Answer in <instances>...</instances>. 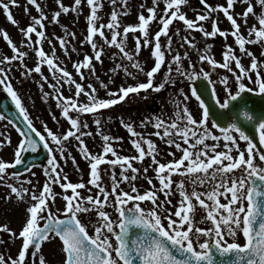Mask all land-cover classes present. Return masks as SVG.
Wrapping results in <instances>:
<instances>
[{
  "label": "snow or ice",
  "instance_id": "obj_1",
  "mask_svg": "<svg viewBox=\"0 0 264 264\" xmlns=\"http://www.w3.org/2000/svg\"><path fill=\"white\" fill-rule=\"evenodd\" d=\"M111 2L115 5L116 0H111ZM123 2L127 7V0H123ZM187 2L188 0H164V15L159 18L163 27L155 33L153 38H150L148 25L156 18L158 0H153V7L147 9L151 15L145 18L141 13L138 17L139 24L124 26L123 33L118 31L121 25L115 9L111 13L108 24H100L97 27L96 23L101 19L98 10L102 8V3L100 0H87L90 14L86 17L87 35L81 44H89L94 53V59L102 63L104 47L94 39V36L98 34L105 45L115 46L136 72H130L123 63L117 64L116 69L122 68L125 74L133 79H136L139 73H143L147 77V82L121 85L115 92L109 90L107 92L109 98L106 99L98 97V90L94 85L88 84L85 88L75 80L72 73L61 66L54 46L51 55L46 53L42 47L35 48L37 62L34 67L28 68L25 63L28 53L20 51L7 31H4L3 39L11 47L13 55L11 57L4 55L0 59V86L11 97L19 116L25 122L26 130L20 131L22 139L15 149L14 161L9 163L0 158V179L7 175V169L15 168L17 165L23 164L25 169L30 171L28 165L24 163V153H37L41 145L47 152V166L44 167V173L48 179L39 194L26 187L17 188L11 184L7 185L11 189V193L16 194L18 199H24V194H28L32 203L26 209V222L19 232L22 246L18 252V258L14 259L9 256L6 259L3 254H0V264H8L9 260L11 264H26V254L30 249H32V257L35 258L40 252L43 242L56 238L62 242L64 254L62 264H264V166L256 163L257 156L260 162H264V149L253 143L254 137H250L248 134L249 129L258 132L259 144L264 145V107L257 108V97L249 95L258 92L260 101L264 102V78L258 70L259 65L256 58L245 49L246 42L256 43L264 38V0H257L262 9L258 14V23L261 27L257 29L253 25L249 28V37L254 33L256 40L248 39L247 41L239 33L240 25L237 20L229 14V9L234 7L235 0H227V6L217 5L216 7L208 5L206 0H200L206 11L204 14L198 13L195 20L186 18V14L181 11V6L186 5ZM245 2H248V7L243 13L246 23L247 16L254 14V8L250 0H245ZM11 3L16 4V0H11ZM29 3L34 5L40 13L39 18L32 17V23L25 29H20L23 36L27 38L30 47L32 43L41 45L43 39L46 38L43 29L47 16L37 0H29ZM56 3L63 13L67 14L70 11L69 7L61 3V0H56ZM81 3L82 0H74L71 10L78 11ZM0 7L3 8L7 20L13 25H18L10 12V4L0 0ZM169 10H171L170 15ZM217 11H222L230 21L233 28L230 34L235 38L240 50L252 57L251 66L246 69L240 58L233 54L230 45H226L227 50L223 53V63L215 61L208 55L210 45H206L205 50L199 55V59L202 62L207 61L213 71L216 67H220L232 73L237 90L233 93L229 76H222L219 83L224 85L226 98L221 102L217 98L218 94L214 86L216 82L211 79L209 71L202 67L196 69L191 64L188 69L184 68L182 61L188 58L187 51L183 53V56L180 52H175L171 61L168 62V69L162 82L158 85L154 84L155 75L165 63V51L162 49H166L169 53L173 52L172 36L169 35V26L173 20L182 21L188 30L200 31L205 38L215 37L217 34L226 37L229 33L221 31L216 20L212 21V31L210 32L205 29L203 24L199 23L212 19L211 14ZM123 14L127 15L128 13L124 12ZM60 15V11H55L52 14L51 22L57 23ZM105 28L111 32L110 40L105 35L103 30ZM137 30L144 38L143 46H152L151 57L154 59V66L147 71L143 64L136 59L142 47L140 37H136L134 51L127 50V35L129 32ZM64 31L65 36L71 35L75 38V33L69 32L66 26ZM33 33L36 36L34 42L31 38ZM176 34H180L179 29ZM162 35L167 38L166 45L161 44L160 37ZM57 39L65 55H69L68 40L64 37ZM181 39L183 41L181 47L183 44H187L191 48L196 47L189 36H183ZM49 43L51 44V40ZM72 51H77L75 46L72 47ZM92 59V56L85 53L82 61L73 63L76 74L80 76L81 80L85 79L84 73L81 71L82 68H88L90 74L95 75ZM17 60L20 62L19 67L24 69L21 73L22 76L29 77L32 73L39 74L42 98L47 100L51 97L57 101L56 107L61 110V115L70 124V128L66 132L57 134L46 123H43L45 136L35 128L22 98L11 82V65L13 61ZM233 60L236 63V68L239 69V74L230 67ZM44 64L47 65L54 83L44 75L42 71ZM252 70H256L255 80H252L248 75V72ZM177 78L185 79L190 85L201 79L206 81L203 89L196 86L191 87V97L185 93L183 88L179 89V96L183 99L179 102L172 101L174 116L171 121H166L159 116L155 118L154 127L157 131L154 134L162 140L167 137L165 142L169 146L174 145L177 150L182 151L183 154L179 159H175V154L169 152V155L174 157L173 160L161 163L157 159L159 152L155 143L151 139H146L142 134L136 133L133 125L125 122L123 118H121V124L132 136L137 137L131 143L138 151V156L119 155L112 142L122 140V138L106 134H101L103 145L100 154H93L87 148L82 137L91 136L92 133L84 131L89 128V124L81 119L83 114L89 113L95 116L100 109L117 105L119 102L125 101V98L130 94H139L141 90L152 89L159 92L168 84L175 85ZM245 78L249 79L256 87L246 86L243 82ZM45 83L52 89L51 93L43 90ZM64 84L69 85L70 91L71 86L74 85V96L63 94ZM209 85L213 86L209 94V98L214 101L213 104L207 103L204 98L205 93L209 92ZM100 86L108 89V85L103 81H100ZM81 94L87 97L86 103L80 102ZM192 97L198 101V108L202 110L199 120L194 118L187 103ZM4 119L6 117L0 114V120ZM52 119L58 122V118L54 114ZM94 123L99 129L102 121L97 118ZM144 124L145 121H142L141 126ZM159 129H163V134ZM213 129H218L220 134L214 135ZM234 133H238V137ZM70 138L78 142L81 155L89 163L90 179L88 183L98 189L95 196H82L78 191V189L86 187L82 178L78 183L69 181L57 161L55 153H59L60 158L64 160L71 156L65 147L66 143L70 142ZM178 140H183V144L187 147H183ZM208 140L215 143L209 144L206 142ZM221 140L224 142L223 149L225 150H217L220 148ZM239 141L246 142V149L240 148ZM8 143L10 144V139H8ZM50 144H54L56 147L53 148ZM144 145H147V148ZM2 146L3 144L0 143V147ZM234 150L238 155L232 154ZM109 153L115 159L106 160ZM146 156L151 157L149 167L155 166L154 170L160 188L157 190L153 185V190L140 194L135 184L132 183L130 192L121 189V183L132 182L138 178L140 170L133 167L132 161L142 162ZM72 160L75 164L74 157ZM103 163L109 164L112 168L111 172H108L107 169L103 170L109 174L110 191L102 182L99 166ZM117 165L121 169L119 178L115 173ZM149 167L143 169L145 176ZM129 171L131 176L128 175ZM174 173L181 176L178 182L172 179ZM31 174L35 175V173ZM146 178L152 185V178L147 176ZM16 179L19 180V176H16ZM26 183L30 184L31 181ZM56 184L64 190L63 193L58 194L53 191L52 185ZM173 184L182 198L179 202L180 206L174 213L165 208V204L172 203L169 197L174 194ZM187 184L191 185L190 190L186 187ZM197 185H202L204 191H198ZM69 189L71 194H67ZM157 191L163 193L164 201L158 202ZM57 196H60L65 202L62 209L63 218L58 214L61 209L57 208L54 212L50 206L55 203ZM220 197L227 200V203H221ZM144 201H151L152 207L148 209L142 207L141 202ZM106 207L114 209L118 214L116 219H113L105 210ZM201 209L206 212V216L200 222L211 221L212 226L206 229L197 226L196 215ZM93 211H95L97 219L95 222L89 221L94 228V233L90 234L88 224H85L80 217L82 214H89ZM173 216L178 219H174ZM165 220L167 224L164 223ZM41 221H43L42 225ZM0 229L11 232L7 225L0 226ZM240 232L245 238L243 244L237 240ZM11 234L16 235L14 232ZM227 237L231 238V242ZM33 264H35L34 260ZM39 264H46L43 255L39 257Z\"/></svg>",
  "mask_w": 264,
  "mask_h": 264
},
{
  "label": "rangeland",
  "instance_id": "obj_2",
  "mask_svg": "<svg viewBox=\"0 0 264 264\" xmlns=\"http://www.w3.org/2000/svg\"><path fill=\"white\" fill-rule=\"evenodd\" d=\"M10 4V12L13 15L14 19L18 22V25H13L10 21L7 20L6 14L3 11V8L0 7V45L6 49L7 56H12L13 52L11 47L7 44V42L3 39L4 31H7L9 37L16 44L17 48L20 51H25L28 53V56L25 58V63L28 68L34 67L37 62V57L35 55L34 49L37 47H42L46 53L51 55L52 47H55L56 56L59 58L58 62L62 67H65L70 73H72L75 80L81 83L85 88H87L88 84H92L98 90L97 95L99 98H109L107 92L109 90L115 92L119 89L121 85H135L137 82H142L144 80L143 77H146L143 73H139L136 76V79H133L131 76L125 74L124 70L116 69V65L123 63L125 66L129 68L130 72L135 73L136 70L130 67V62H128L119 50L113 46L108 47L104 44L103 39L96 34L94 39L104 47V53L102 55V63L98 62L94 59V53L91 49V46L87 43L81 44L87 35V20L86 17L90 14V7L87 5V0H82L81 5L79 6L78 11H72L71 8L74 6V0H61V3L64 6L69 7L70 11L65 14L60 9L59 5L56 3V0H37L38 3L41 4V7L44 13L47 16V19L44 21L45 28V37L42 41L41 45H32L29 47L28 40L23 36L20 29H25L29 24L32 23V17L39 18L40 13L37 11L36 7L29 3V0H16V4H12L11 0H4ZM102 3V8L98 10V15L101 17L99 21H97L96 26L98 27L100 24H108L111 13L115 9L118 13V20L120 22L121 27L118 29L120 33H123V27L128 25H138L139 24V15L142 13L145 18H147L151 13L147 11L148 8L153 7V0H127V7H125L123 0H116L115 5L111 2V0H100ZM208 5L212 7H216L217 5L227 6V0H206ZM250 3L253 5L254 14H249L246 18L243 16L246 8L248 7V2L245 0H235L234 7L229 9V14L233 15L234 19L237 20V23L240 25L239 33L246 39L256 40L255 34L249 37V28L253 25L259 29L261 26L258 23V14L261 13L262 9L260 5L257 3V0H250ZM143 5V7H141ZM27 9V12H26ZM165 3L164 0H158L157 10H156V18L153 21L149 22L148 32L149 37L153 38L155 33L162 28V24L160 23V16L164 15ZM55 11H60L61 15L58 17L57 23H52V14ZM169 10V15H170ZM181 11L186 14V18L196 19L197 14H204L206 9L204 5L201 3H196L193 0H188L186 5L181 6ZM127 12L128 14H123ZM212 19L208 21L199 22L203 24L207 31H212V21L216 20L218 27L221 31H225L229 33L226 37L220 36L217 34L215 37L205 38L200 31L196 30H188L182 21L178 19H174L173 23L169 26V35L172 36V47L173 52L169 53L166 49H162L165 51V63L162 65L158 74L155 75L154 83L158 85L162 82L165 73L168 69V62L171 61L172 55L175 52H180L183 56L185 51L188 52V58L183 59L182 63L185 69L189 68L191 64L192 67L196 69H200L201 67L209 71L211 73V79L215 81V88L217 90L218 99L221 102L226 98V94L224 92V85L219 83V80L222 76H229V83L231 87V91L234 93L237 90V85L235 82V78L232 73L228 72L226 69L216 67L213 71L212 66L207 61H201L199 59V55L206 48V45H210V49L208 51V55L213 57L215 61L219 63H223V53L227 50L226 45H230L233 51V54L240 58L242 65L249 69L251 66L252 57L247 55L246 52H242L240 50L239 45L236 43L235 38L230 34L233 31L232 25L230 21L224 16L222 11H217L211 14ZM71 33H75V38L71 35L65 36L64 28ZM177 29L180 30V34L177 35ZM38 30H40L38 28ZM105 35L108 39H111V32L105 28L103 29ZM189 36V38L196 45L195 48L189 47L187 44H183V36ZM58 37H64L68 40L67 48L69 55H65L63 49H61ZM136 37H140L141 40V51L138 59L144 66L145 70H150L151 67L154 66V59L151 57L152 46L144 47L143 46V36L137 30L135 32H129L127 35V50L134 51L136 45ZM32 41L36 40L35 33L31 34ZM119 39V37H118ZM51 40V44L49 43ZM160 41L162 45H166L167 38L165 36L160 37ZM75 46L77 51H72V47ZM154 46V41H153ZM0 47V48H1ZM245 49L247 52H251L253 56L256 58L259 71L264 78V38H261L256 43H245ZM87 53L89 56H92V64L95 67V75L90 74V70L88 68H82L81 71L84 73L85 79L81 80L80 76L76 74V71L73 67V63L77 61H82L84 54ZM115 54V55H114ZM4 55H1V59ZM19 61H13L11 65V73L10 76L12 82L14 84L15 89L18 91L20 97L22 98V102L24 106L27 108L30 117L32 118L33 124L37 130L41 132V134L46 136V133L43 129V123H46L53 132L57 134H61L66 132L70 128L69 122L61 115V110L56 107L57 101L49 97L47 100L42 98V91L40 88L41 78L39 74L32 73L29 77H24L21 75L23 68L19 67ZM174 67V66H173ZM230 67L239 74V69L236 68V63L233 60L230 64ZM116 69V70H114ZM42 71L45 76L49 77V80L52 81L51 73L46 64L42 65ZM248 75L251 76L252 80L256 78V70H252L248 72ZM99 77V79H97ZM111 80V82H109ZM100 81H103L108 85V89H104L100 86ZM248 87H256L253 85L249 79L245 78L243 81ZM213 87V86H212ZM183 88L185 93L191 97V91L189 88V83L183 78H177L176 84H168L164 89L159 92L153 91L149 89L147 91L141 90L139 94H130L129 97L125 98V101L118 103L117 105L110 106L105 109H100L97 115H92L89 113H85L82 115L81 119L85 120L89 124L88 129H84L86 132H91V136H84L82 139L85 141L87 148L93 154H100L102 152V135L106 134L111 137H121L122 140L113 141V147L117 151V153L121 156H138V151L133 147L131 141L133 139H137V137L132 136L128 130L121 124V118L124 119L125 122L131 123L133 125V129L136 133L142 134L146 139H151L155 145L157 146L159 154L157 155V159L161 163H167L173 160V156L169 155V152L175 154V159H179L182 156V151L177 150L174 145L169 146L165 141L167 137L162 140L160 137L156 136L154 133L157 129L154 127L156 123V117H163L166 121H171L174 116V104L173 100L179 102L182 101V97L179 96V89ZM44 91L52 92V89L48 87V84H44ZM63 94L65 96L75 94L74 85L71 86V91L69 90V85L64 84L62 87ZM90 91V90H89ZM6 93L3 90V87L0 86V95ZM7 94V93H6ZM80 102H87V97L81 94L79 97ZM188 106L197 120L201 118L202 110L198 108L197 101L192 97L188 102ZM55 115L58 118V122L52 119V115ZM75 115V113H72ZM101 119L102 123L100 128H97V125L94 123L95 119ZM145 121L144 126H141V122ZM211 128V125L209 124ZM161 134H163V129H159ZM214 135H219V132H216L214 129L212 130ZM0 143L3 144L0 147V158H2L6 162H13L15 158V144L16 147L19 144L20 140L17 133L13 132L11 127L5 120H0ZM234 135H236L234 133ZM238 137V135H236ZM8 138L10 139V144L8 143ZM182 144L183 140H178ZM194 142V141H193ZM207 143H215L214 141L208 140ZM223 140L220 141V148L217 150H225L223 149ZM239 145L241 149H246L247 145L244 141H239ZM51 147L55 148L54 144H50ZM65 147L68 152L71 153L66 160L61 159L59 153H55L57 156V161L61 165L63 169V174L68 176V180L73 183L82 182L86 185L85 188L79 190L82 196L93 195L95 196L98 189L93 185L89 184L88 181L90 179V167L87 160L81 155V152L78 147V142L72 138H70V142L66 143ZM147 148V145H144ZM234 156L238 155L235 150L232 153ZM67 156V153H66ZM72 157L75 158V164L73 163ZM115 159L111 155V153L107 154L106 160ZM187 163V162H186ZM227 163V162H226ZM256 163L260 164L258 158H256ZM133 167L140 170L138 173V178L132 182H123L120 184V188L125 191H131V184L134 183L140 194H144L146 191L153 190V185L155 189L160 188L159 180L156 178L157 174L154 170L155 166L149 167L151 164V157L146 156L142 162L140 161H132ZM261 165V164H260ZM47 166V162L41 166H36L30 168L23 175H19V180L16 179L15 175H12L9 169L6 170L7 175H4L3 179H0V226L7 225L11 230L4 231L0 229V244L2 247V254L7 259L9 256L12 258H18V252L22 246V238H19V232L22 229L23 224L26 222L27 207L32 203L31 198L28 194H24V199H18L16 194L11 193V189L7 186L11 184L16 186L17 188L26 187L31 191H35L39 194V191L43 190V186L47 181L48 177L45 176L44 167ZM101 169L102 182L105 186L111 190V181L109 179V174L104 172L103 170L107 169L108 172H111L112 168L109 164L103 163L99 166ZM145 167H149V170L146 174L147 177L152 178V185L148 183V179L146 178L143 169ZM59 170V169H58ZM121 169L120 166L117 165L115 167V173L119 178V173ZM31 173H35L32 175ZM128 175L131 176V172H128ZM172 179L178 182L181 179V176L178 173H174ZM31 181V183H26L27 181ZM67 182V181H62ZM186 187L190 190L191 185L187 184ZM198 191H204V187L202 185H197ZM53 191L55 193H63L64 190L58 185H52ZM91 189V192H89ZM173 195L169 197L171 200V204H165V208L171 210L172 213L176 211V209L180 206V200L182 199L179 195V192L175 190V184L172 185ZM67 194H71V190H67ZM230 197V193L228 194ZM158 202L164 201L165 197L162 192L157 191ZM103 199V196H101ZM114 199V198H112ZM221 203H227L223 197H220ZM64 201L60 196H57L55 203L50 204L52 210L55 212L57 208L61 209V212L58 213L63 217L62 209L64 206ZM246 204V202H245ZM141 206L145 209L151 208V201L141 202ZM197 207H199L197 205ZM113 219H116L117 213L114 211L112 207H106L105 209ZM226 215V213H225ZM206 216V212L201 209L197 212L196 220L197 226L201 228H208L211 225V221L200 222ZM81 220L88 224V230L90 234L94 233V228L91 226L89 221L95 222L97 217L95 211L89 214H82ZM174 219H178L173 216ZM167 224V221H164ZM43 221H41V225ZM14 232L16 235L13 236L11 233ZM229 242H231V238L227 237ZM238 242L243 244V234L242 232L238 233L237 236ZM60 244L56 239L45 241L42 243V247L40 252L37 253L36 257L33 258L31 255V251L26 254V264H33V260L35 264H39V257L43 255L45 257L46 264H62L63 261V253ZM8 264H11V261H8Z\"/></svg>",
  "mask_w": 264,
  "mask_h": 264
},
{
  "label": "water",
  "instance_id": "obj_3",
  "mask_svg": "<svg viewBox=\"0 0 264 264\" xmlns=\"http://www.w3.org/2000/svg\"><path fill=\"white\" fill-rule=\"evenodd\" d=\"M205 83L206 82L203 80H198L197 82H195V84L192 85V87L196 86V87L203 89ZM209 94H210V89H209V92L205 93L204 98L206 99L207 103L213 104L214 102L213 100L209 98ZM256 97H257V101H256L257 108L264 107V102L260 101L259 96H256ZM0 112L4 114L6 117L10 118L19 127L20 131L26 130L23 124L20 123L18 115L9 101L5 99L1 100ZM248 134L250 137H254L253 143L257 144L259 148H262V146L259 144V141H258L257 132H253L251 129H249ZM45 155H46V150L43 149L41 145V147L38 148L37 153H31V152L24 153V163L27 165L42 163L45 160ZM17 166L18 167L16 168V171L22 172L25 170V167L23 164L17 165Z\"/></svg>",
  "mask_w": 264,
  "mask_h": 264
}]
</instances>
